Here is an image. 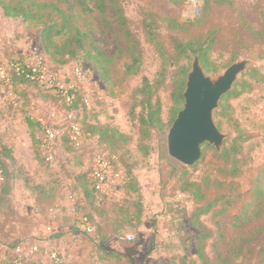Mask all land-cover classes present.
Instances as JSON below:
<instances>
[{"label":"rangeland","instance_id":"374dc122","mask_svg":"<svg viewBox=\"0 0 264 264\" xmlns=\"http://www.w3.org/2000/svg\"><path fill=\"white\" fill-rule=\"evenodd\" d=\"M1 1L14 6L17 0H0V80H3L1 73L6 75L7 61L14 56L43 70L45 79L55 77L65 86L70 81L64 79L62 71L78 68L82 76L71 77V82L82 94L90 95V104L70 110L37 88L14 89L0 85V148L9 147L14 158L13 161L0 155V163L7 168L10 189L7 196H0V255H6L10 247L17 246L24 259H46L43 253L40 256L31 252L33 246H41L43 251L54 253L60 264H106L98 259L97 248L101 245L107 251L121 254L125 264H200L194 248L199 233L189 213L196 206L213 203L200 221L210 233L204 246L205 254L215 264L217 251L226 252L237 234L255 225L236 227L239 222L236 217L250 206L253 182L264 166V82L259 75H249L252 70L264 74V0H223V3H216L218 0H178V3L125 0L124 11L140 42L142 61L139 72L130 76L123 75L128 56H118L119 47L112 36L97 31L95 14L83 16L75 12L77 25L88 32L105 57L111 59L106 64L110 77L106 82L84 61L56 65L40 46L37 23L6 17ZM32 2L29 9L39 16L45 10L50 11L43 9L45 6L66 7L64 0ZM26 5L24 3L23 7ZM161 19L173 20L184 27L172 29ZM148 20L153 21L152 27L159 35L157 40L167 57L173 55V38L187 41L214 36L207 56L211 71L201 66L210 78L222 74L235 62L248 61L246 70L235 83L247 80L251 90L231 100L224 117L216 115L219 106H226L223 102L219 101L213 113L216 127L226 135L224 141L230 142L235 136V127L248 137L241 149V160L244 159L245 164L239 165L241 171L233 180L219 174L222 164L214 156L215 148L208 144L201 146V157L191 167L168 155V131L152 132L149 139L143 141L147 148L138 147L141 140L132 106L136 104V114L141 109L135 90L144 77L151 84L160 80L157 76L163 65L160 53L146 39L144 25ZM194 56L198 55L178 59V65L190 71ZM175 62L176 59L168 58L164 63L165 78L156 94L165 122L172 108L170 88ZM43 88L49 93L55 92ZM25 114L40 118L42 126L56 132L47 151L52 160L48 166L34 159ZM70 123L77 127L83 124L85 129L86 125L109 126L125 138L88 134L84 140L74 133L72 148L65 137ZM111 151L121 158L123 169L109 172L106 203L99 208L84 201L73 181L93 166L98 155L104 158ZM182 169L186 170L190 181L209 180L204 201H195L179 192L175 176ZM215 181L221 185H214ZM222 208L223 213L217 215V210ZM89 214L93 233L83 231L78 225V219ZM260 223H264V218ZM55 235L58 238L52 239ZM129 235L131 240L127 239ZM99 239L105 242L100 243ZM234 263L264 264V259L253 253L234 258Z\"/></svg>","mask_w":264,"mask_h":264},{"label":"trees","instance_id":"16d2710c","mask_svg":"<svg viewBox=\"0 0 264 264\" xmlns=\"http://www.w3.org/2000/svg\"><path fill=\"white\" fill-rule=\"evenodd\" d=\"M124 1L125 0H64L66 5L65 9L58 8L55 4H51L49 8L43 5L42 8L45 6L43 9L47 8L50 9V11L45 10V13L40 16L36 15L35 11L29 9L33 4L32 0H17L14 6H12L9 2L5 3L4 1H1V5L6 17H19L23 21H34L37 23L39 26L38 41L40 46H42L43 51L56 65L63 66L78 60L84 61L99 74L103 82H106L110 79L109 70L106 64L111 61V59L106 58L104 52L96 46L90 34L81 30V28L77 25L75 12H79V14L83 16L95 14V25L97 31L102 35L110 34L112 36L116 45L119 47L117 50L118 56H122L124 54L128 56L129 63H126L123 66V75L130 76L139 72L142 61L140 58V42L130 28L129 19L124 11ZM169 1L178 3V0ZM222 1L223 0H218L216 3H223ZM23 2L27 4L25 7H23ZM205 3H207V1L204 2V4ZM161 20L168 22L172 29L180 30L184 27V24H177L173 20ZM152 24L153 21L151 20H148V22L145 23V36L146 39L160 53L163 65L161 66L157 76L160 80H156L153 84H151L149 80L144 77L141 81V86L135 90L134 94L135 97L137 95L139 96L137 103L141 110L138 114H136L135 109L137 106L136 104L133 105L132 115L137 118L136 122L141 140L138 147L142 150L147 148L143 141L149 139L152 132L168 131L171 124L175 120L177 113L182 109V94L185 89L186 76L189 68L178 65V59H188L190 54H197L202 68L208 72L211 71L207 56L209 48L215 39L214 36H209L205 40L195 37L187 41L173 38V55L167 57L165 56L162 46L157 40L159 35L155 32L156 29H153ZM57 38L60 39L59 42L56 41ZM168 58L176 59V67L173 70L171 77L170 100L172 108L169 119L165 122L162 118L161 103L156 94L160 85L164 81L166 73L164 63ZM6 66V76L5 79L0 80V85L14 89L20 86L32 89L37 88L46 95H49L47 97H49L52 101L54 100L57 103L60 102L68 109L70 108V110L85 106L82 103V96L84 94H82V90H80L79 87L68 89L67 94L72 97L70 103L65 101V96L60 92H47L43 88L44 85L38 80V74L32 72V68L24 61L23 58L17 56L10 57ZM253 74L259 75L261 81L264 82V74H259L257 71L252 70L249 75L253 76ZM250 88L251 86L247 80L235 83L234 87L220 99V102L225 103L226 106H219L216 111V115L224 117L227 109L230 107L229 102L240 97L246 92V90L249 91ZM262 97H264V94ZM24 123L29 130V140L33 145L34 159L38 163L41 162L45 166H48V152L41 147V137H38V135L43 132L42 125L37 119L28 114H25ZM73 125L75 124L70 123L67 128V132H65L67 142L72 148L74 147V143L71 141ZM86 127L87 128L85 129L83 124L78 127V135L82 137V139L84 138V140L85 136L88 134H100L101 138L105 136H117L120 139L125 138L123 134L109 126L86 125ZM235 133V136L230 140V142H223V147L220 151H216L214 149L215 158L222 164L221 167L218 168V172L222 177H224V179L233 180L236 178L241 171L239 165L243 166L245 164L244 159L241 160V158H243L241 155V149L242 144L248 140V137L245 136V134L241 132L238 127H235ZM0 155L14 161L9 147L7 148L2 146V148H0ZM104 158L112 166L114 173H117V170H120L121 168L123 169L121 158L117 156L116 152L111 151L107 153V155H104ZM0 170L2 172L0 196L4 198L3 196H7L10 191L8 174L6 172L7 168H5V166L3 167L2 163H0ZM91 174L92 167L77 175L73 181V185L77 186L75 188H78L80 196L83 197L85 202L95 205V207L103 208V205L106 203L105 200L107 196L101 194L96 189V181L92 178ZM175 178L181 194H188L195 201L205 200V189L209 187V180L207 178H204L202 183L190 181L186 177L185 169L179 171ZM214 185H221V182L215 181ZM212 205L213 203H207L202 206H196L189 213L190 221L199 233L195 239L194 248L200 264H212L205 254L204 247L205 242L210 238V233L203 227V224L200 221L201 216L206 215ZM216 213L217 215L223 213V208L221 210H217ZM83 216L87 218L90 225L93 227L94 232V226L90 221V214L89 216ZM263 218L264 166L253 182L250 206L245 207L242 213L236 217V220L239 221L236 223V227L248 226L250 224L255 225L246 232H240L237 234L232 246L226 252L222 253L217 251L214 254L213 262L215 264H236L234 263V258L239 256H249L253 253H255L256 257L261 260L264 259V223H260ZM54 238H58V236H52V239ZM98 241L100 243H103L102 241L105 242V240L101 239ZM16 247L17 246H13L8 249L7 254L0 258V264H15L16 261H18L19 264H52V260L49 257L52 252H46V250L43 251L44 249L41 246H36L37 251L32 253L39 255L43 253L42 255H44L46 259L41 260H27L22 258V256H24L23 254H20L19 257L16 253ZM97 254L99 261L106 264H125L121 254L114 251H107L101 245L97 248Z\"/></svg>","mask_w":264,"mask_h":264},{"label":"water","instance_id":"95a60500","mask_svg":"<svg viewBox=\"0 0 264 264\" xmlns=\"http://www.w3.org/2000/svg\"><path fill=\"white\" fill-rule=\"evenodd\" d=\"M248 61L231 64L215 78L206 76L199 57L194 56L182 94L183 106L166 134L168 155L186 167L201 157V146L208 144L220 151L226 138L216 127L213 113L220 99L228 93L246 70Z\"/></svg>","mask_w":264,"mask_h":264},{"label":"built area","instance_id":"2783aa9c","mask_svg":"<svg viewBox=\"0 0 264 264\" xmlns=\"http://www.w3.org/2000/svg\"><path fill=\"white\" fill-rule=\"evenodd\" d=\"M30 66V65H29ZM32 68L33 73L38 74V80L44 85V87L48 89H53L54 91L60 92L65 96V101L67 103H70L72 100V97L67 94L68 89H72L74 87V84H72V79L71 77L75 78H80L82 76L80 70L78 68H74L71 70L64 69L62 72H64L62 75H64L65 80H69L70 83L65 86L64 84H60L57 82L55 77L47 78L45 79L44 72L37 66H30ZM5 76L3 73H1V78L5 79ZM82 103L85 106H89L90 104V95L89 94H84L82 96ZM38 121L40 122L41 125H43V122L40 118H38ZM43 127V132H42V137H41V147L45 150H49L50 146L53 144V141L55 139L56 132L52 128H46V126ZM76 133L78 135V127L73 125L72 126V134ZM48 161L51 162V156L48 152ZM112 170V166L109 164V162L105 159L102 158L101 156H97L94 159V163L92 166V178L96 181V189L103 195L107 196L108 191L106 190L107 186V176L110 174L109 172ZM2 181V172L0 170V182ZM78 225L79 227L87 232V233H92L93 232V227L90 225L89 221L87 220L86 217L81 216L78 219ZM128 240L132 239V236L129 235L127 237ZM37 248L36 246H33L31 249V252H36ZM16 253L20 257L21 251L19 249H16ZM50 259L52 260V264H60L59 258L52 253L50 256ZM15 264H19L18 261L15 262Z\"/></svg>","mask_w":264,"mask_h":264},{"label":"crops","instance_id":"0c3cea01","mask_svg":"<svg viewBox=\"0 0 264 264\" xmlns=\"http://www.w3.org/2000/svg\"><path fill=\"white\" fill-rule=\"evenodd\" d=\"M2 256L0 255V258H1Z\"/></svg>","mask_w":264,"mask_h":264}]
</instances>
